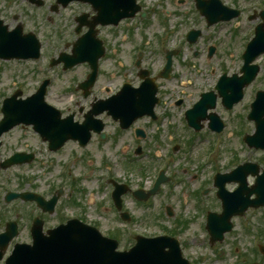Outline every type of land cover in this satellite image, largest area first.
I'll return each instance as SVG.
<instances>
[{
    "label": "rangeland",
    "instance_id": "obj_1",
    "mask_svg": "<svg viewBox=\"0 0 264 264\" xmlns=\"http://www.w3.org/2000/svg\"><path fill=\"white\" fill-rule=\"evenodd\" d=\"M143 1H146V3H151L154 0ZM169 1L170 6L175 8L176 12L179 14L177 15V20L179 21L177 25L179 26L181 24V28H188L193 23L195 26L201 27L204 34H206L208 30H214L213 28H204V21L201 20L199 15H197L195 4L192 0H189L183 5H175L174 0ZM224 1L231 6L235 5L234 0ZM239 2L242 6L248 3L245 0L244 2L243 0H240ZM79 10H88V8L85 6L74 5V7H69L67 11L61 10L63 12H59L57 16L54 17L52 21L53 23L48 26L49 36L52 39H55L52 40V44H54L57 49L59 48L65 50L64 47L67 44H71L76 39L77 35L73 32V29L75 28L73 16L75 14L78 15ZM149 24L151 25V23ZM229 25L220 24L219 26H216L218 27V29H221V31L219 30V32L215 34L213 42L208 41V38H206L203 40L202 44L196 45L195 48L197 49L196 51H198V57H194L195 55L193 56V53L195 51L194 47L191 48L187 41H185L180 65L181 67H183L186 73L192 75L197 80V85L194 88L195 91L193 94L196 95L200 91V85H206L209 83L213 84L212 81L214 80V77H216V75L221 71V63L219 65L220 60L226 61L227 69L231 72L238 71L242 63V59L240 58V56L249 37V31L247 30L249 28V25L247 24L246 16L240 18L236 23H231ZM141 26L145 30L150 28L147 27L149 26L147 23ZM143 29L134 34H131L127 30V28L120 29L122 32L118 36L115 35V31L111 32L108 29H104L105 35L110 39V42H112L110 43L112 46V50L110 53H113L117 50L119 56H124L129 61L133 54V47L136 44L140 43V37H144L145 39L147 38ZM184 31L185 30H180V34L177 33L176 35H174L173 33L169 36L172 37L174 35V40L180 39L181 41V35ZM149 40L150 48L148 51H152L153 53V56L149 55V60L153 58V66L154 68H157L159 65L157 58H159L160 55L155 51L154 48L163 45V42L167 41V39L158 37L155 39L150 38ZM214 41L219 42L222 48V52L220 53V56H215L211 59H208L206 56V48L208 47V45L213 44ZM113 43L115 44V47H113ZM128 44H130L129 50ZM69 50L70 49H68L67 52H69ZM183 60L187 63L184 64ZM102 65L103 68L100 75L101 78L98 85L96 86V91L100 93V89L105 85L111 87L113 91H116L121 83V72L123 70H121L119 66L115 64V57H113L112 55L104 59ZM23 66L24 68L15 65H9L10 69L13 71L15 70V72L17 73V78L29 80V78L31 77V73H29L30 68L27 64ZM87 72L88 65L81 64V66L76 68L75 71H70L68 73H64V76H59V80L52 87V89L57 90L60 86H65L68 83V85H70L71 80L82 79ZM10 75V70L0 73V93L2 94L8 92L11 89L9 88ZM132 76L133 74L131 73V77ZM256 85L264 86V81L261 80L259 84ZM253 87L254 86L248 89V100L253 96V91H251ZM105 94L107 93H103L104 96ZM163 95L167 97L166 100L172 98V95H167L166 93H164ZM59 96L60 95L58 93L52 92L53 100H60ZM63 96L66 97L69 104L71 102L70 99L72 96L74 98L80 99L85 106L89 103L88 100L81 97L80 94L77 96L76 94L69 95L64 93ZM168 104H171L170 100ZM247 105V102H245L243 105L240 104V106L237 107L233 112H231V114H227L225 110H223L222 106H217V113L219 112L220 115L226 116L228 120H232V123L230 125L231 128H229L226 133L228 137L226 146L227 155L224 156V159H222L224 161V169H226L228 166L236 164L237 161L234 162L233 158L236 159L237 156L242 157L246 154H249V156L253 158L256 157L258 153L254 150L251 151V149L247 147L243 139H241V133L245 132L246 130L247 133H252L254 131L253 123L251 125V123L246 119V115L248 112L246 111ZM180 119L181 117H176L177 124L179 123ZM109 128L112 130L113 126H110ZM149 130H151L152 135L149 139L148 144L152 145L155 142V137L153 135H155L157 132L155 133V129L153 126H150ZM162 130L163 129H161V132L159 133L161 149L158 152L160 153V155L171 152L169 147L172 142L168 139V137H166L165 132H163ZM181 133H183L184 135L190 134V128L185 125ZM202 134V137L216 139L214 134H212L210 131ZM21 135L25 136V132H22ZM6 139L9 140L10 145L14 144V142L19 141L18 137H7ZM116 139H118L116 140V142H118V145L114 148L109 146L110 144H112V141H110L105 146L103 151H99V143H97L96 140L88 148V151L82 152L84 157L78 161L76 160V162L71 165L79 174L80 181L75 183V185H67V187L65 188L69 193L75 194L77 199L79 198L80 200H84L83 204L86 207L85 211L93 213L94 210H96V214L98 213V211L102 213L101 220L104 222V228L111 227V225L115 224L114 222L117 218L114 210L111 209L113 202L111 199H109V195L112 187L110 185L107 186L109 179L107 177H111L110 174L115 176L117 172H120L121 174L124 173L125 175H127L126 180L128 179L132 181L133 184H142V182L148 184L151 182L153 176L156 175L157 171L160 170V168H164V166H159L162 163L157 157L153 160L151 156L140 157L139 161L135 163L137 164L136 166H133V163L129 164L126 158V153L130 154V152L132 153V151L129 149L128 152L123 153V147L125 145H129V143L132 144V147H136L131 141L130 133L126 132L124 134H120ZM190 140H193V143L190 142L185 150H177L178 155H174L173 160L176 161V163L169 170V172L173 174V179L171 180V182H168V189L165 192L156 195L155 200L149 204L141 206L137 204L134 199L129 198L126 199L127 203L125 206L127 209L134 210L135 220H137L138 224H140L142 227L148 226L147 228L150 232H156V230L161 227H167V225H171L173 220H183L186 226L184 225L185 227H183V237L181 238V240L186 241L189 244L188 248H184V251L188 257L192 255L195 257V259H201V264H226L229 261H240L239 257L244 255L246 251H254L252 248V236L257 234V230L259 228L262 230V236L264 237V212H261L259 210L250 211L249 213H247V218L236 219L235 229L232 231V233H229L225 236L226 239L223 242L210 244L206 228L204 227V217L202 214L206 207L207 209L210 208V206H207L208 204L211 206L213 205V209L218 205H216L217 200L213 194V189H210V193L208 196H204L201 194V189H203V186H205L206 188H210V185L207 186L204 184V182L207 181L209 179V176L213 173L210 163L207 164L210 165L209 168L204 167L202 164V157H204L209 148L207 147V145L209 144V140L203 141V139H196L198 141H195V139L192 138ZM36 144L37 140L34 137H31V139L30 137H28V140L24 142L23 147L28 149L37 148ZM6 146L9 145L6 144ZM38 146H40L39 143ZM157 146H159V143H155L152 147L145 150V152L142 153L141 156L148 153H151V155L153 153H156L155 151H153V149ZM74 147L75 145L73 146L70 144V146H67L58 155H55L53 157L49 152H47L46 147L41 145L39 147V153L41 154L40 157L43 158L44 155L46 159H42L40 162H37L33 165L26 166L24 168L25 174L28 175L34 173L36 175V184L38 185L39 189H47L50 184L60 183L61 180L57 177L58 168L54 167L55 163L52 164V160L57 159L60 167L63 160L71 156ZM9 148L10 147H8V149ZM92 156L95 160V162L93 163H91L90 161V157ZM108 165H111L112 168H109ZM88 169H93V171H90L87 175ZM0 171L2 170L0 169ZM198 173H201L202 175H200V177H197ZM125 175L122 176L126 177ZM101 177L106 178L103 179ZM1 178H3L2 181H5L4 175H2ZM9 181H12L15 186L19 184L20 180L11 179ZM100 184L102 185L101 188H99ZM93 198L98 200L97 204L99 206H90ZM200 202L205 203L204 205L206 206L198 207L197 205ZM21 206L22 204H19L18 202L13 203L12 212L14 215H16L15 213L20 210ZM163 206L172 207L174 217L168 218L163 210ZM23 207L27 209L30 218L32 215V206L24 205ZM106 209L111 210L114 214L112 212H110L109 214L108 210ZM93 217H96L94 213ZM56 221V217L50 218L49 224L55 225ZM245 223L250 226V228L248 229L249 231L245 229ZM25 235V233H22L21 239H26L27 236ZM194 243H203L205 246L201 248H195L193 246ZM253 257L257 260H264V254H261L260 252L252 255V258Z\"/></svg>",
    "mask_w": 264,
    "mask_h": 264
},
{
    "label": "water",
    "instance_id": "obj_2",
    "mask_svg": "<svg viewBox=\"0 0 264 264\" xmlns=\"http://www.w3.org/2000/svg\"><path fill=\"white\" fill-rule=\"evenodd\" d=\"M95 5V7L98 9L99 16L96 19V23H106L108 21H118L121 17L131 15V11L134 9H137L135 7V0H90ZM114 1L118 2V5H120L118 8L115 6L114 9L112 6V3ZM106 5H108L106 7ZM119 14L120 16L116 15ZM94 33V31H93ZM97 47V42L94 41ZM73 56H70L68 59L69 64H75L80 63L81 61L87 60L86 56L90 53V40L87 38H81L80 41L77 42L75 45V48L73 50ZM97 54L101 55L102 52L98 49L96 51ZM95 64L93 65L94 71L91 74L90 81H93L96 77L97 72V58ZM248 65V63H246ZM91 83V82H90ZM153 86L150 87L148 94L151 93V89ZM203 112V110H202ZM204 113V112H203ZM259 117H261L262 112H258ZM215 119L213 118L212 123H214ZM226 178H220V191L218 194H220V197L223 198V203L225 204V211H224V219H229L230 216L233 214V209L237 208L239 206L246 207L247 202H240L239 204H235L233 206V202H238L245 200L252 194V191H249L246 189L245 182H243L242 188L236 192V194L229 195L228 193H225L224 191V185H225ZM264 180H258V184L256 185L254 191H264ZM244 193H247V196L244 195ZM259 199L260 198V193ZM245 197V198H244ZM258 203V202H255ZM213 218L211 219V222L208 226L210 228L211 234L215 232L214 225L217 222V219H219L217 216L211 215ZM78 236L74 237L72 239H62L61 241H56L58 245L55 247L50 248L51 253L48 255V257L52 260L46 261L44 260V247L41 243H37L35 248H29L22 246L20 249L16 252V258L13 264H96L98 259L100 263L106 264V256L108 254V251L103 249L100 253L98 244H96V239L93 233L89 231V229L85 227H81L79 232L77 233ZM70 235V234H69ZM67 241H69L68 244ZM63 243V244H62ZM160 262H166L167 259H159ZM154 261V260H153ZM150 262L149 260H146L142 262V264H147Z\"/></svg>",
    "mask_w": 264,
    "mask_h": 264
},
{
    "label": "flooded vegetation",
    "instance_id": "obj_3",
    "mask_svg": "<svg viewBox=\"0 0 264 264\" xmlns=\"http://www.w3.org/2000/svg\"><path fill=\"white\" fill-rule=\"evenodd\" d=\"M245 1L248 3L244 5L245 11L242 12L246 13V19L249 28L253 27L255 30V27L258 25V23H261V21H263L264 0H245ZM52 5L53 4L48 6L49 10L52 8ZM148 12L149 15L150 13L151 14L153 13L152 10H149ZM44 14L45 13L43 11V6L37 4V2L35 1L32 2L29 0H0V20L3 21L2 24L8 27V30H12L19 26H22L23 30L26 32L31 31L37 33L40 31L41 27L44 24L43 23ZM48 19H50V17H48ZM0 117H2V114H0ZM3 143H4V137L0 142L1 160H5V159L7 160V158L10 155L18 152V149H16L13 150L11 154L9 153L7 154L8 151H6L5 148L3 147ZM217 210L220 211V208ZM12 218L13 217L7 213L0 214V233L7 231L8 229L7 223L10 222ZM181 224L183 225L184 223L181 222ZM14 244H15V239L8 245L9 249L6 251L5 256L11 254ZM254 253H256V251H254ZM192 264H197V262H192ZM260 264H264V263L260 262Z\"/></svg>",
    "mask_w": 264,
    "mask_h": 264
}]
</instances>
